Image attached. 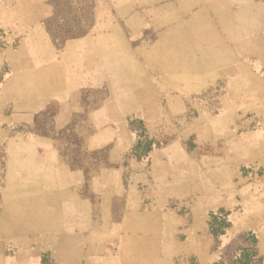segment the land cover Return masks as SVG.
Returning <instances> with one entry per match:
<instances>
[{"label": "rangeland", "instance_id": "rangeland-1", "mask_svg": "<svg viewBox=\"0 0 264 264\" xmlns=\"http://www.w3.org/2000/svg\"><path fill=\"white\" fill-rule=\"evenodd\" d=\"M0 1L16 20L13 42L35 55L33 76L19 77L34 87V106L15 110L13 131L52 148L61 173L99 205L100 229L106 205L121 211L113 197L127 181L132 191L172 174L234 184L233 132L264 148V10L253 11L264 0ZM170 30L179 43L162 42ZM262 167L248 158L243 181L262 179ZM213 225L229 226L223 210ZM245 241L253 245L228 253L227 264H260L254 236ZM39 259L59 264L54 250Z\"/></svg>", "mask_w": 264, "mask_h": 264}, {"label": "crops", "instance_id": "crops-1", "mask_svg": "<svg viewBox=\"0 0 264 264\" xmlns=\"http://www.w3.org/2000/svg\"><path fill=\"white\" fill-rule=\"evenodd\" d=\"M263 8L264 2L255 4L256 18ZM256 20L254 26H260ZM15 26L0 1V42L5 43L0 49V264H41L40 253L53 250L59 264H227L228 253L253 245L245 241L249 235L264 264V172L262 179L250 183L241 174L248 158L264 170V148L254 140L244 143L241 131L233 132L238 182L212 186L172 174L147 180L142 190L132 191L127 181L113 197L122 201L121 211L106 205L101 214L106 226L100 229L99 205L83 198L81 182L61 173L52 148L13 131L15 110L35 102L34 87L19 82L20 75L35 73L33 46L21 39L13 42L18 37L11 30ZM162 38L167 44L180 42L172 30ZM257 102L264 108V96ZM220 210L229 223L222 232L213 225Z\"/></svg>", "mask_w": 264, "mask_h": 264}]
</instances>
